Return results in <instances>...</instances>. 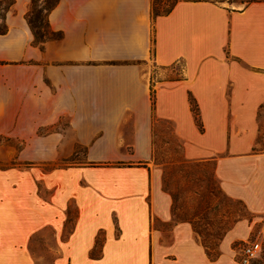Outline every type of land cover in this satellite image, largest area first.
Instances as JSON below:
<instances>
[{
	"label": "crops",
	"instance_id": "1",
	"mask_svg": "<svg viewBox=\"0 0 264 264\" xmlns=\"http://www.w3.org/2000/svg\"><path fill=\"white\" fill-rule=\"evenodd\" d=\"M29 8L14 0L0 35V264H240L247 224L212 257L173 220L153 130L212 163L264 236V0H57L41 45ZM80 147L86 163L45 169Z\"/></svg>",
	"mask_w": 264,
	"mask_h": 264
},
{
	"label": "rangeland",
	"instance_id": "2",
	"mask_svg": "<svg viewBox=\"0 0 264 264\" xmlns=\"http://www.w3.org/2000/svg\"><path fill=\"white\" fill-rule=\"evenodd\" d=\"M228 7L241 8L250 0H219ZM45 4L42 6L44 7ZM166 9V8H164ZM0 14L1 11H0ZM41 17L40 33L46 34L45 21ZM261 133L257 151H264V114L260 115ZM63 122H60V126ZM153 163L161 175L162 188L173 195V220L176 222H189L199 236V241L209 255L216 256L217 247L224 235L239 223L250 226L246 240L233 243V248L247 242H257L261 246V252L250 264H264V236L260 234L261 224L254 220L242 204L226 197L220 190L218 181L214 176L212 163L189 161L182 156V145L172 134L168 125L156 123L154 126ZM18 147V146H17ZM84 148H78L77 153L67 160L46 162L45 169L69 165H81L86 163ZM0 168L8 167L10 164ZM15 164V162H11ZM73 209L70 210V214ZM71 218V217H70ZM72 224L68 222L66 232L70 231ZM166 229H169L167 226ZM48 231L45 235H49ZM42 253L46 262L52 260L46 246L35 247Z\"/></svg>",
	"mask_w": 264,
	"mask_h": 264
},
{
	"label": "trees",
	"instance_id": "3",
	"mask_svg": "<svg viewBox=\"0 0 264 264\" xmlns=\"http://www.w3.org/2000/svg\"><path fill=\"white\" fill-rule=\"evenodd\" d=\"M57 0H30V8L27 12L25 19L27 24L32 32L34 37V42L38 45H41L47 38L53 35L52 31L49 28L47 15L51 9L55 6ZM14 4V0H0V35H4L7 32V27L4 23V16L8 9ZM45 4L44 7H42ZM154 14L158 13L155 6H152ZM43 16L45 21L46 34L40 33L41 26V17ZM192 109L194 115L197 117L195 106L192 104ZM170 194V193H169ZM171 195V194H170ZM172 199L174 201L173 195Z\"/></svg>",
	"mask_w": 264,
	"mask_h": 264
},
{
	"label": "built area",
	"instance_id": "4",
	"mask_svg": "<svg viewBox=\"0 0 264 264\" xmlns=\"http://www.w3.org/2000/svg\"><path fill=\"white\" fill-rule=\"evenodd\" d=\"M239 251L240 259L238 262L240 264H250L253 259L258 257L259 253L261 252V246L257 242L251 243L245 241V243L239 247Z\"/></svg>",
	"mask_w": 264,
	"mask_h": 264
}]
</instances>
